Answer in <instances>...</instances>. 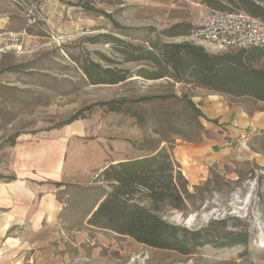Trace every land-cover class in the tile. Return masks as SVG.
I'll use <instances>...</instances> for the list:
<instances>
[{"label": "rangeland", "instance_id": "374dc122", "mask_svg": "<svg viewBox=\"0 0 264 264\" xmlns=\"http://www.w3.org/2000/svg\"><path fill=\"white\" fill-rule=\"evenodd\" d=\"M0 5L9 16L0 30V183L23 178L36 209H53L54 198L59 208L44 222L49 227L28 234L43 243L31 251L33 264H264V123L255 119L264 113V102L171 78L144 79L137 71L148 65L123 61L110 41L112 36L147 47V40L180 42L183 37L163 31L181 22L195 26L212 9L201 0H2ZM84 60L128 70V79L93 84L82 69ZM234 112L241 120L231 116L233 125L228 117ZM219 113L226 122L219 123ZM232 127L243 128L233 142ZM22 140L28 142L29 151L20 155L31 162L28 177L21 172L27 164L13 153ZM205 141L230 147L231 154L207 165L208 175L195 166L190 173L181 153L190 156L189 143ZM160 149L179 165L196 203L186 213L168 210L164 218L189 229L225 221L228 231H247V246L206 245L182 255L88 224L103 195L97 189L103 185L94 183L100 171ZM58 162L59 176L47 175ZM21 231L16 234L24 236Z\"/></svg>", "mask_w": 264, "mask_h": 264}, {"label": "trees", "instance_id": "16d2710c", "mask_svg": "<svg viewBox=\"0 0 264 264\" xmlns=\"http://www.w3.org/2000/svg\"><path fill=\"white\" fill-rule=\"evenodd\" d=\"M212 10L245 11L264 21V0H201ZM194 26L181 22L163 31L170 38L188 37ZM123 61L143 62L147 67L137 75L149 80L171 78L177 83L194 84L232 97H250L264 102V51L240 49L224 54H210L189 41L147 40L130 44L110 37ZM103 59H107L100 54ZM79 61L77 58H74ZM113 62L112 60H107ZM82 69L93 84H119L129 71L104 68L100 63L82 61ZM94 183L103 195L92 211L88 224L132 238L137 243L182 255L198 248L233 247L249 243L246 230L228 231L225 221L201 229H189L164 218L168 210L186 213L194 206L195 196L187 191L188 181L166 149L134 159L111 162L97 175Z\"/></svg>", "mask_w": 264, "mask_h": 264}, {"label": "crops", "instance_id": "0c3cea01", "mask_svg": "<svg viewBox=\"0 0 264 264\" xmlns=\"http://www.w3.org/2000/svg\"><path fill=\"white\" fill-rule=\"evenodd\" d=\"M1 2L2 0H0V4ZM8 21V13H2L0 7V30L3 29L1 25H6ZM1 36L2 34H0V43L3 41ZM258 102L263 103L262 101ZM218 107L222 110L220 106ZM263 115L264 113L262 112L256 113V116L254 115L257 123H264ZM231 116L236 118L237 121L241 120V115H239L238 112L229 114V123L232 122L233 125L236 123H234ZM242 116L244 117L245 114L242 113ZM215 117L220 118V124L224 121L226 122L225 116L223 121L221 120L223 116H221L220 113ZM244 130V132L248 133L246 129ZM229 131L230 135L228 137H230V141L233 142L236 137L242 135L243 128L237 130L232 127ZM13 149L14 157L15 155L20 156L21 154L27 153L29 151L28 142L22 140L18 143L16 148ZM186 150L190 156L185 152H182L181 154L188 171L193 173V166H195L196 170L197 168L199 170L202 169V172L200 171L199 173L200 175H208L207 165L224 160L225 157L231 154L232 148L223 147L220 149L213 143L210 144V142L205 141L203 143H189ZM20 158L22 164H27L26 169L21 170L23 173L22 176L28 177L31 162L29 159L24 160L22 156H20ZM51 170L47 175L58 177L62 171V163L58 162ZM4 185L7 186L6 193H3ZM33 200L34 195L31 192V189H29L28 182H26L25 179L22 178L21 181L13 180L10 183L5 184L0 183V264H33L35 254L31 251L35 247L39 248L43 245V243L38 242L36 244L34 241L30 240L28 234L34 235L36 232L38 233L42 231V226L49 227V225H45L44 222L50 216L58 214V202L56 198H54V208L46 210L36 209ZM20 229L22 230L21 233L25 234L24 236L16 234Z\"/></svg>", "mask_w": 264, "mask_h": 264}, {"label": "built area", "instance_id": "2783aa9c", "mask_svg": "<svg viewBox=\"0 0 264 264\" xmlns=\"http://www.w3.org/2000/svg\"><path fill=\"white\" fill-rule=\"evenodd\" d=\"M183 39L212 54L254 48L264 51V21L245 11L208 10Z\"/></svg>", "mask_w": 264, "mask_h": 264}, {"label": "bare ground", "instance_id": "6f19581e", "mask_svg": "<svg viewBox=\"0 0 264 264\" xmlns=\"http://www.w3.org/2000/svg\"><path fill=\"white\" fill-rule=\"evenodd\" d=\"M212 214H213V213H212ZM210 215H211V214H206L204 217L208 218ZM194 217H195V216H192V217H191L190 222H191V221H194ZM10 241H11V240H10Z\"/></svg>", "mask_w": 264, "mask_h": 264}]
</instances>
